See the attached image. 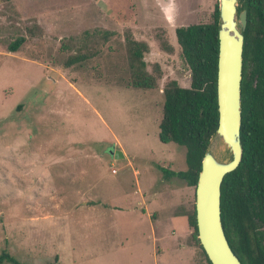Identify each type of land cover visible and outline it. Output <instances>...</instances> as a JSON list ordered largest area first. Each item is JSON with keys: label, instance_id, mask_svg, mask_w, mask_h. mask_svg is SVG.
<instances>
[{"label": "rangeland", "instance_id": "obj_1", "mask_svg": "<svg viewBox=\"0 0 264 264\" xmlns=\"http://www.w3.org/2000/svg\"><path fill=\"white\" fill-rule=\"evenodd\" d=\"M215 4L0 0V252L31 264H160L124 204L147 173L185 167L184 147L157 137L161 88L188 86L174 28L210 21ZM130 37L147 45L150 88L133 85ZM209 148L230 158L217 137ZM188 264H207L197 244Z\"/></svg>", "mask_w": 264, "mask_h": 264}, {"label": "trees", "instance_id": "obj_2", "mask_svg": "<svg viewBox=\"0 0 264 264\" xmlns=\"http://www.w3.org/2000/svg\"><path fill=\"white\" fill-rule=\"evenodd\" d=\"M242 9L246 12L240 79L242 153L236 168L225 173L220 183V221L228 245L241 264H264V0H237L236 11ZM217 30V4L210 21L174 28L175 41L189 71V84L183 87L170 79L161 88L162 115L157 137L161 143L183 146L185 162V169L163 173L176 176L193 188L217 123ZM127 41L132 46L129 54L138 62L141 71L133 72L136 75L133 85L152 87L151 79L145 73L143 55L147 45L131 37ZM22 42L23 38H17L8 44V50L16 51ZM80 58L83 60V54ZM72 60L67 64L73 63ZM187 221L193 244L199 246L204 260L210 264L197 239L194 209ZM3 262L31 264L21 263L2 250L0 264Z\"/></svg>", "mask_w": 264, "mask_h": 264}, {"label": "water", "instance_id": "obj_3", "mask_svg": "<svg viewBox=\"0 0 264 264\" xmlns=\"http://www.w3.org/2000/svg\"><path fill=\"white\" fill-rule=\"evenodd\" d=\"M237 0H217L218 48L216 60L215 98L217 123L202 156L194 187V217L198 242L210 264H241L225 238L219 209L220 183L241 159L239 139L240 79L242 31L246 24L244 9L236 11ZM219 138L230 152L227 161L216 159L210 148ZM121 158L119 150L112 152Z\"/></svg>", "mask_w": 264, "mask_h": 264}, {"label": "crops", "instance_id": "obj_4", "mask_svg": "<svg viewBox=\"0 0 264 264\" xmlns=\"http://www.w3.org/2000/svg\"><path fill=\"white\" fill-rule=\"evenodd\" d=\"M152 173L137 180L129 204L124 207H129L126 211L131 214L135 226L146 225V235H138V239L140 245L145 242L141 239L147 240L149 253L156 263L165 264L171 257L188 264L194 244L187 217L194 209V188L176 176Z\"/></svg>", "mask_w": 264, "mask_h": 264}, {"label": "built area", "instance_id": "obj_5", "mask_svg": "<svg viewBox=\"0 0 264 264\" xmlns=\"http://www.w3.org/2000/svg\"><path fill=\"white\" fill-rule=\"evenodd\" d=\"M111 171L113 172V169Z\"/></svg>", "mask_w": 264, "mask_h": 264}]
</instances>
